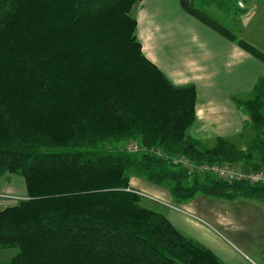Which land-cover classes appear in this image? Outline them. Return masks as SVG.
Returning <instances> with one entry per match:
<instances>
[{"label": "trees", "instance_id": "obj_1", "mask_svg": "<svg viewBox=\"0 0 264 264\" xmlns=\"http://www.w3.org/2000/svg\"><path fill=\"white\" fill-rule=\"evenodd\" d=\"M141 2L0 0V178L21 176L27 190L0 212V250H18L0 264H225L145 207L133 175L167 183L178 203L205 195L264 204V183L199 169L264 170V78L233 99L248 117L246 148L193 138L196 87L174 85L145 56L132 14ZM180 2L237 42L191 1ZM238 44L264 63V53ZM182 157L193 171L176 163Z\"/></svg>", "mask_w": 264, "mask_h": 264}, {"label": "crops", "instance_id": "obj_2", "mask_svg": "<svg viewBox=\"0 0 264 264\" xmlns=\"http://www.w3.org/2000/svg\"><path fill=\"white\" fill-rule=\"evenodd\" d=\"M242 1L234 0L236 10L240 13L241 23L235 22L229 24L228 29H230V25L242 26L241 28H243L242 18L248 15L247 11L250 8L259 7V5L260 8L264 7V0H251L247 3L249 7L247 6L245 9L238 7V4ZM210 8L221 15L223 12L229 14L233 9L227 3L225 7L214 8L212 0ZM139 9L141 12L137 15V18H139L137 21L140 23L138 29L140 27L143 28L144 32H148H143V36H141L142 34L138 30V36H141V44L144 39L150 40L152 43L157 42L160 46L159 48L166 55L167 63L165 65L162 64L154 55L150 58L147 56L149 60L160 67L174 85H194L196 87V119L190 129V136L204 141L206 139L215 140L219 137L229 138L242 134L245 120L241 115V110L233 99L242 98L251 93L260 79L258 73L252 75L247 68L248 63H254L253 56L238 47L235 43L221 37L215 30L194 16L186 13L182 9L180 0H143ZM238 12L237 15L239 14ZM216 14L218 13H212L214 16ZM208 16L212 18L210 14ZM263 18L261 16L262 20ZM182 30L186 32V38L178 37V34ZM153 36L155 39H153ZM163 39L169 42L180 41L178 43L179 47H176L177 50L174 48L175 53L173 56H171L170 51V47L173 48L172 44H163ZM186 42H190L189 47L181 45ZM262 43H264V38L260 41V44ZM255 48L261 51L258 46ZM261 52L264 53L263 51ZM169 61L172 63L169 64ZM2 179L4 183L3 185L0 183V193H12L21 197L27 195L24 179L19 182L20 188H17L16 177L7 175L0 178V180ZM137 181L139 187L134 188V190L143 195L156 198V201L162 202L163 205L166 202L167 205L172 206H168L169 208L176 211L187 212L186 209H188L190 212L187 213L193 214L188 215L189 218L194 217L195 221H193L194 223L191 222L190 220L193 219L190 218L186 222L195 231L201 230L205 236H211L223 242L216 234L208 231V229L198 228L199 226L195 224L198 223L196 220L204 218L205 220H203L209 221L212 228L215 227L216 230L224 232L229 238L231 237L237 243L238 249L248 254L255 264H264L263 203L253 199H227L221 201V199L197 195L191 200L179 203L181 205L178 204V207H176L171 204L172 200L174 201L171 194H169L171 198L165 199L162 197L165 195L166 190H161L157 186L147 183V181L143 182L136 179ZM145 189L152 190V194L149 195ZM183 204L186 207H182ZM14 205H9L5 203V200L0 198V212ZM232 213H235L237 216L238 223H233L234 216ZM172 216L175 217L174 214ZM168 219L174 225L173 220L169 216ZM200 241L203 244L205 243L202 240ZM223 244L225 245L224 242ZM225 246L227 247V245ZM208 249L222 262L228 264L215 250L210 247ZM17 254V249L0 250V262L10 261Z\"/></svg>", "mask_w": 264, "mask_h": 264}, {"label": "rangeland", "instance_id": "obj_3", "mask_svg": "<svg viewBox=\"0 0 264 264\" xmlns=\"http://www.w3.org/2000/svg\"><path fill=\"white\" fill-rule=\"evenodd\" d=\"M189 1H191L196 6V8L199 9L200 11L205 12L207 15L210 14L212 16V18L215 19L216 21H218L219 24H222V26L225 27L227 29V31L231 32L234 36H236L237 42L235 44L238 47H240L238 42L241 40V41L247 42L248 44L251 43L255 47L258 46V48L261 51L264 52V43L260 44V41L264 38V18H263V20L261 19V16L264 17V7L260 8V5H259V7H256L254 9L250 8V10L247 11L248 15H245L242 18L243 28H241L242 26L241 27H237L235 25H230L229 26V28L231 29L230 30V29L227 28L229 24H232V23H235V22L241 23L240 13L236 10V3H234V0H212V4L214 5V8L215 7L220 8L221 6L225 7L226 3L229 6H231V8L233 7L232 11L229 12V14H227V13L225 14V12H223L222 15L219 14V12L214 11L212 8L209 9V6L211 5V0H189ZM243 1H242L243 3L240 2L238 4L239 5L238 7H242L244 9L247 8V6L249 7V4H247V3L250 2L251 0H243ZM140 5H141V3H139L134 8V10L132 12L133 16L136 19H138V20H139V18H137V15H139L140 12H141L140 9H139ZM255 5H256V2H255ZM237 12L239 13L238 15H237ZM212 13L213 14L214 13H218V14H216L214 16V15H212ZM139 24L140 23L138 22V25ZM142 29L143 28H140V27H139V29L137 28V36H138V30L140 31V34H142L141 36H143L144 30H142ZM144 33H148V32H144ZM219 35L221 37L225 38L221 34H219ZM141 36L140 37L138 36V40L139 41H141L140 40ZM178 37L186 38V32L183 31V30L180 31V33L178 34ZM153 39H155L154 36H153ZM225 39L230 41L227 38H225ZM174 42L175 41L169 42V41L164 40V39L162 40L163 44H165V43L172 44L173 48L170 47L171 56L174 55L175 49L178 46V43L180 41L177 40L175 43ZM230 42H232V41H230ZM181 45L184 46V47H189L190 46V42H186V43H183ZM142 47H143L144 54H146L145 55L146 57L148 56L150 58L151 56L153 57V55H154V56H156L158 58V60L162 64L165 65L167 63L166 55L159 48L160 46H159V44L157 42L152 43L150 40H145L144 39V41L142 43ZM241 49H243V48H241ZM243 50L245 52H247L245 49H243ZM253 59H254V63L253 64H251V63L247 64V68L249 69V73L252 74V75H255L256 73H258L260 78L261 77L264 78V63L261 62L260 60H258L255 57H253ZM170 63H172V62L169 61V64ZM257 63H259L260 66ZM158 68L160 69V67H158ZM241 112H242L241 115L243 116L244 120H246L248 118L247 115L243 111H241ZM188 133L190 135L191 134V130ZM228 139H230L233 142H235L238 146L246 148V145H247V143L250 142L251 137H250V133L248 132V134L245 135V136H242L240 134V135H237V136L229 137ZM213 143H214V140H211V139L204 140V144L206 146L210 147V146L213 145ZM134 147H136L138 149V146H136V145H129V148H134ZM183 158L184 157L179 158V160L183 159ZM179 164H181V163H179ZM10 177H12V175ZM14 177H16L17 188H20L21 186H20L19 182L23 181L24 178L21 177V176H14ZM136 179L142 180L143 182L147 181L141 176H134L133 175L131 177V181H130V187L132 189L139 187V183H138V181L136 182ZM0 183L3 185V183H4L3 179L0 180ZM147 183H149L151 185H154V186H157L161 190H163V189L166 190L167 192L165 191V195L162 196L163 198H165V199L171 198L170 195H169L170 194L169 193L170 190L167 187V183H164L162 185H158V184L155 185V184H153L151 182H148V181H147ZM145 191L148 192L149 195L152 194V190L145 189ZM26 194H27V190H26ZM143 197L144 198H143V203L142 204L145 207L153 209V210H157L159 212H162L167 217L169 216V218L173 220L174 226L178 230H180L187 237H189V238L195 240L196 242L202 244L203 246H205L207 248L210 247L213 250H215V252L222 259H224L228 264H255L252 261V259L249 258L248 254H246L244 251L238 249L237 243L231 237L229 238L224 232L216 230L215 227L212 228L211 224L209 223V221H204L205 220L204 218L200 217L202 219L196 220V221H198V223H195V224H197L199 226V227L198 226L197 227L199 229H204V230L208 229V231H211V233L216 234V236L219 239H221L225 243V245H227V247L223 244V242L219 241L218 239H216L214 237H211V236L207 237V236L204 235L203 231H201V230L200 231H195L193 229V227L189 226V224L186 222V220L191 218L193 220H190V221L193 222V221H195V218L194 217L193 218L192 217L189 218L188 215H193V214L192 213L191 214L187 213V212H190L188 209H186L187 212H185V211H183V212L176 211V210H173V209L169 208L166 202L163 205L162 202L156 201L157 200L156 198L154 199L152 197H149L148 195H143ZM0 198L5 200V203H8L9 205H11V204H15L16 205L20 200L26 199L27 195L21 197V196H18L16 194H12V193L11 194L0 193ZM215 199H213V200H215ZM220 199H221V201L227 200V199H222V198H220ZM239 199H245V198H239ZM236 200H238V199H236ZM171 204H173L174 206L178 207L177 205L179 203L174 199V201L172 200ZM179 205H181V204H179ZM183 206L186 207L184 204L182 205V207ZM172 214H174L175 217H173ZM232 215L234 216V218L232 220L233 223H238L239 220H238L237 216L235 215V213H232ZM200 240H202L205 243L203 244Z\"/></svg>", "mask_w": 264, "mask_h": 264}, {"label": "built area", "instance_id": "obj_4", "mask_svg": "<svg viewBox=\"0 0 264 264\" xmlns=\"http://www.w3.org/2000/svg\"><path fill=\"white\" fill-rule=\"evenodd\" d=\"M137 150L136 147L133 148ZM176 163H181L185 165L190 171H193V166L189 164L186 159H177ZM200 171H207L215 173L221 179L229 180V181H248L250 183H264V170L256 173H247L237 170L235 167L231 165H220V166H201ZM143 196L142 193H139ZM172 207L171 205H168Z\"/></svg>", "mask_w": 264, "mask_h": 264}]
</instances>
